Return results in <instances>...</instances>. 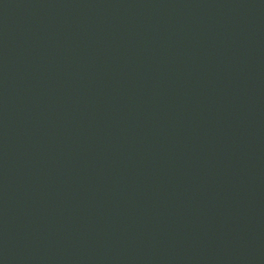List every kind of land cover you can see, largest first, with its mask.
<instances>
[{"label": "water", "instance_id": "1", "mask_svg": "<svg viewBox=\"0 0 264 264\" xmlns=\"http://www.w3.org/2000/svg\"><path fill=\"white\" fill-rule=\"evenodd\" d=\"M0 264H264V0H0Z\"/></svg>", "mask_w": 264, "mask_h": 264}]
</instances>
